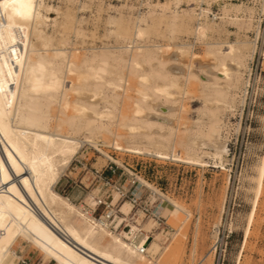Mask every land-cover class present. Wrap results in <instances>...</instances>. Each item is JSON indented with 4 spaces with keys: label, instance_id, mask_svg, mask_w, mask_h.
<instances>
[{
    "label": "rangeland",
    "instance_id": "1",
    "mask_svg": "<svg viewBox=\"0 0 264 264\" xmlns=\"http://www.w3.org/2000/svg\"><path fill=\"white\" fill-rule=\"evenodd\" d=\"M45 1L54 7L44 10V14L51 20L48 28H45L46 33L55 37L54 43L58 44L56 46H61L59 41L63 40L66 49H72L75 56L73 60L78 66L75 72L63 75L64 86L68 89L73 83L77 88L80 86L93 89L94 83L100 84L103 88L99 85L102 91L97 96L96 103L98 110L104 112V115L98 122L114 124L108 126V132H94L93 140L96 139L97 146L90 142L82 145L69 164L62 169L54 190L84 210H95L94 216L97 218L105 208L99 205L92 209L89 195L94 194L110 201L117 186L124 187L128 193H139L141 199L150 207L160 204L161 198L169 202L175 201L184 208V212L178 217H173V206H169L168 213L160 214L163 221L152 227V223H148L150 217L144 213L140 217L139 211L133 208L125 216L128 222L120 227L126 232L129 225H136L137 220L138 226L144 225V230L151 231L146 246L149 248L156 242L159 248L156 253H150L148 258L159 259L161 264H264V177L258 198L256 197L260 167L264 159V0H75L74 3L69 0ZM234 5L242 7L237 8V11ZM56 7H59V14L55 13ZM200 7L210 9V13L203 14L197 20L196 13L200 12ZM223 7L230 10L225 12ZM67 8L73 11V17L78 22L73 20L63 29L61 21ZM190 10H194V13L191 14ZM216 13L218 17L215 18L213 15ZM149 14H152L151 17ZM230 16L237 19L231 20ZM55 18L58 21L56 27L52 25ZM198 22L212 24L206 36L196 38L194 28ZM138 24L146 33L137 40L131 34ZM70 25L80 28V33L76 34ZM213 42L224 46L233 44L236 53L247 55L241 73L226 80L231 85L222 80L219 82L218 87H224L223 92L227 94L224 99H216L211 85L203 86L199 80H192L188 84L183 77L179 78L178 88L174 89L175 92L179 90L173 94L175 97L159 95V98L153 95L152 89L144 87L149 84L148 87L163 86L164 82L143 73L152 70L164 73L170 69L171 63L175 66H181V63L187 65L191 59L190 52L195 56L192 61L196 67H192V71L202 74L199 61L203 63L204 60H212L206 51L207 44ZM141 47L143 51L151 50L153 58L145 64L139 59V73L136 71L135 74H130L127 69L130 59L128 54ZM111 48L114 50H110ZM177 49H182L183 53L176 52ZM103 50L120 53L122 60L118 64L108 59L105 72L94 76L84 60L86 57L90 58L94 52L100 53ZM175 52L178 56L170 58ZM156 57L166 60L165 64L170 65H157ZM178 61L181 63L178 64ZM206 61L204 63H210ZM95 62L89 65L97 67L99 63ZM124 77L126 80H123ZM117 79L121 80L119 86L111 85ZM145 92L147 95L143 94ZM71 94V99L78 97L75 92ZM169 98L172 100H168ZM141 105L149 109L140 114L136 113ZM157 105L161 108L160 111L157 110L159 113L150 112ZM71 112L73 111L69 109V113ZM144 112H149L148 116L160 120H150L154 124L146 126L143 121L153 118H146L147 114ZM76 114L82 116L81 112ZM142 114L145 115L141 117ZM122 117L123 120L120 121ZM138 117L142 120L145 118L143 121H135ZM215 119L218 120L219 134L214 133L211 137L207 135V129ZM133 124L135 127L132 128ZM62 130L67 131L68 127L64 125ZM85 135H88L87 131L81 130L75 136L82 140ZM166 136L173 140L172 143L165 141ZM200 139L209 141L210 145L224 144L225 150L215 154L213 147L206 146L202 149L198 147ZM118 145L123 149L118 148ZM129 147H146L153 152L172 148L184 158L201 156L206 164L164 159L150 153H136L129 151ZM110 165L117 168L115 174L108 172L107 166ZM119 200V205L128 201L127 198ZM255 200V213L249 223ZM143 234L144 231L138 234V240ZM153 234L159 235L160 239L153 240ZM105 240H108V236ZM19 242L20 245L12 248L16 250L18 257L9 264H57L54 259L44 256L32 243L21 238ZM171 252L175 257L178 254L177 261L172 259L174 256H170ZM168 258L171 259L169 262Z\"/></svg>",
    "mask_w": 264,
    "mask_h": 264
},
{
    "label": "bare ground",
    "instance_id": "2",
    "mask_svg": "<svg viewBox=\"0 0 264 264\" xmlns=\"http://www.w3.org/2000/svg\"><path fill=\"white\" fill-rule=\"evenodd\" d=\"M69 1L70 3L75 2V0ZM234 6L236 9L242 7L240 5ZM53 8L45 0H0V264H9L11 261H14L15 257H18L16 250L12 248L13 246L20 245V238L32 243L40 249L44 256L54 259L57 264H161L162 262L160 263L159 259L148 258L151 255L150 253H156L159 247L156 242L152 243L149 248L145 246L151 231L144 230V225L138 226L136 220V225H129V229L126 232L124 229H120L124 222H128L125 216H128L133 209L129 201H124L121 206L122 214H115L114 220L107 218L106 213L101 218H97L91 210H84L80 206H76L67 197L61 196L54 190V185L58 182L62 169L69 164L71 158L82 145L90 142L92 145L97 146L96 139L95 141L93 140L94 132L96 131V134L97 131L102 130L103 132L105 130L108 132L110 131L108 128L114 124L98 122V119L101 120L104 115V112L98 110L96 103V98L102 91L100 84L94 83L93 89L88 87L91 90L80 86L77 88L73 83L68 89L64 86V74L75 72L78 66H76V62L73 60L75 56L73 51H71L72 49L67 50L64 46L66 43L63 40L62 42L61 40L59 41L61 46H56L58 44L54 43L55 37L53 38L52 35L46 33L45 28H48L51 20L44 14V10L48 11ZM69 9L67 8L63 13L64 18L61 21L63 29L71 24L70 22L73 20L78 22V19L76 20L73 17V11ZM224 9L225 12L230 10L228 7ZM54 10L56 14L60 13L59 7H56ZM199 10L200 12L196 13L198 16L196 17L197 20L203 14L210 13V9L207 8L200 7ZM192 11L190 10L191 14L194 13ZM151 15L149 14L150 17ZM230 19H237V17H231ZM57 22L56 18L53 19L52 25L56 27L55 24ZM72 25H70L71 30L73 27V31L76 34L80 33V28H76L77 24L76 26L74 25L75 27ZM211 25L198 22L194 28L196 38L197 36L198 38L199 36H206L207 31L211 29ZM145 33V29L138 24L135 25L131 36L133 39L138 40L143 38ZM223 46L217 42L207 44L206 52L212 60H204L210 63H204V61L202 63V61L197 60L201 62L199 63V68L202 74L192 71V67L195 66H193L192 59L195 56L193 52L189 51L191 59L187 65H185L186 63L179 62L181 58L180 60L178 59V64L181 63V66H175L171 63L170 69L164 73L158 70L153 71L152 68L151 72L143 73L145 76L151 75L157 79H162L164 82L163 86L153 85V87H148L149 84L148 86L144 85V87L148 90L152 89L154 96L165 95L169 97L179 91L177 89L178 91L175 92L174 89L177 87L179 78L183 77L185 83L199 80L203 86L211 85V88H213L211 90L215 94L216 99H224L227 94L225 95L223 92L224 87L223 89L218 87L219 82L222 80L225 81V84H228L226 82L227 79H230L234 75L238 76L241 73V67L245 65L247 55L241 52L236 53L233 44H227L222 48ZM142 48H138L136 51L132 50L131 56L128 54L130 59L127 69L130 74H135L138 70L139 59H141L140 62L143 61L145 64V62L148 63L153 58L151 50V52L149 50L143 51L144 49ZM131 49L133 48L131 47ZM182 49H177L178 51L176 52L183 53ZM176 52L170 58L173 59L175 56H178ZM114 53L106 50L100 51V53L94 52L90 58L86 57L87 59L84 62L90 66V73L92 72L91 74H94V76L97 74L98 76L99 73L103 74L105 72L108 59L120 64L122 60L120 53ZM156 60H158L157 65L159 66L165 67V65H170L169 63L165 64L166 60L157 59V57ZM95 61L99 63L97 67L89 65L91 62L93 64L96 63ZM125 61L127 62L128 60ZM183 65H185L184 68L182 67ZM158 68L160 69V67ZM79 77L82 76L79 75ZM123 80H126L125 77ZM120 82L121 80L114 81L111 85L118 87ZM80 84L82 85V83ZM180 88L182 87L180 86ZM73 92L78 97L71 99V93ZM143 94L147 95L146 92ZM115 96L117 95L115 94ZM172 97H175V95ZM176 104L178 106V103ZM159 105L153 106L150 112L160 111ZM142 107L141 105L140 108L136 109L137 112H135L140 114L143 110L147 111L148 107ZM172 107L171 109H173ZM178 107L176 108L180 109V106ZM69 109L73 112L69 113ZM77 112H81L82 116H78ZM162 112L164 114V111ZM144 113L147 114H144L146 118L154 117L148 116L149 112ZM144 115L140 116L143 117ZM105 116H108V114ZM141 117L134 120L139 122V120H142ZM121 120H123V117L120 118ZM150 120L159 121L160 119H147L143 122L146 126H150L154 124ZM134 124L132 128L135 127ZM64 125L68 127L67 131L62 130ZM81 130L87 131L88 134L84 136V140L77 138L78 135L75 136ZM207 130L208 136L214 133L219 134L218 120L215 119ZM172 133L175 132L173 131ZM169 135L171 136V132ZM168 136L164 138L165 141L169 140L172 143L173 140L171 141V138ZM172 137L174 139V136ZM115 140L117 141L116 137ZM208 142L201 140V143L198 142L199 146H197L202 149L206 146L213 147L215 154L223 153L225 150L224 144L213 142L214 144L210 145ZM115 145L117 146L116 142ZM118 148L123 149L119 145ZM128 150L136 153H150L164 159L188 163L195 162L196 164L205 163V160L201 159L203 158L201 156V158H193L192 156L184 158L172 148L154 152L146 147H129ZM259 175L256 192L257 198L264 177V159ZM119 197L117 191H113L111 202L116 203ZM89 199V203L93 204L92 209H95L98 197L90 194ZM256 201L249 216V223L252 221L255 213ZM169 206H173V217H178L181 212H184V208L175 201L169 202L161 198L156 214L163 215L168 213ZM139 213L141 217L143 212L139 211ZM150 222L152 223V227L157 224L156 219L152 217L148 220V223ZM141 231H144V234L140 240L136 241V237H138ZM247 233L248 228L246 236ZM153 235V240L160 239L159 235ZM107 236L108 240H105ZM142 247L145 248L144 252H142ZM173 252L169 255L174 256L172 259L177 261L178 254L175 252L177 255L175 257ZM206 259L207 257L203 258V261ZM170 260L169 258L167 259L168 262Z\"/></svg>",
    "mask_w": 264,
    "mask_h": 264
},
{
    "label": "built area",
    "instance_id": "3",
    "mask_svg": "<svg viewBox=\"0 0 264 264\" xmlns=\"http://www.w3.org/2000/svg\"><path fill=\"white\" fill-rule=\"evenodd\" d=\"M214 17H218L215 15H213ZM108 167V172L111 174H115L116 173V167L113 165L107 166ZM117 193L119 194V199H125L127 198L128 201L132 204L133 208H136L138 211L143 212L144 214H146L148 217H152L155 218L158 222V224H160V222L163 221V217L161 215H157L156 211H157V206L155 207H150L149 205H147V202L141 199V196L139 195V193H128L127 190H125L124 187L121 186H117ZM118 199V201H120ZM118 201L116 203H112L111 200L107 201V200H103L102 197H98V203L97 206L102 205L104 206V210L101 216H99L98 218H101L105 213L107 214V218H112L114 220L115 218V214H122L121 212V206L118 204ZM96 206V207H97ZM95 210H93V214H94ZM136 241H138V237H136ZM146 246V244H145ZM145 251V248L142 247V252Z\"/></svg>",
    "mask_w": 264,
    "mask_h": 264
}]
</instances>
